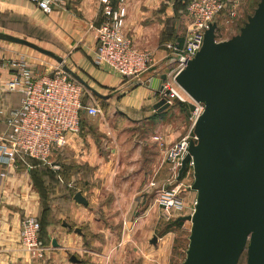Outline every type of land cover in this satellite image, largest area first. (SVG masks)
I'll return each instance as SVG.
<instances>
[{
  "label": "crops",
  "instance_id": "crops-1",
  "mask_svg": "<svg viewBox=\"0 0 264 264\" xmlns=\"http://www.w3.org/2000/svg\"><path fill=\"white\" fill-rule=\"evenodd\" d=\"M177 1L111 0L113 8H125L124 35L136 48L152 52L160 61L158 67L139 77L121 79L94 63V28L104 21L100 0H61L51 15L25 0H0V31L24 35L11 29L9 25L14 23L47 30L67 67L98 93L110 96L100 100L108 120L103 115L83 114L80 132L68 139L59 155L51 157L49 166L0 165V264H170L174 233L167 228L169 220L188 216L196 193L191 184L186 191L181 189L185 180L181 179L184 210L166 214L156 197L157 189L171 176L170 166L162 161L154 136L142 134L145 139L130 141L126 129L147 128L155 119L163 122L177 104L150 118L158 101L150 81L169 74L172 65L167 62L171 55L167 46L180 48L185 38V16L180 23L175 20ZM0 47L9 57L22 53L32 61L40 58L20 45L0 41ZM19 102L16 94L0 95V108L17 107ZM115 117L123 121L113 120ZM184 125L181 120L163 124L159 130L164 142L178 140L185 132ZM190 172L185 173L186 178ZM3 173L6 176L1 178ZM76 193L86 205L73 199ZM27 216L40 223L48 220L44 238L50 249L42 259L30 261L20 249V222ZM52 240L57 247L51 246Z\"/></svg>",
  "mask_w": 264,
  "mask_h": 264
},
{
  "label": "water",
  "instance_id": "water-1",
  "mask_svg": "<svg viewBox=\"0 0 264 264\" xmlns=\"http://www.w3.org/2000/svg\"><path fill=\"white\" fill-rule=\"evenodd\" d=\"M215 30L211 24L200 51L175 77L178 87L204 106L193 126L196 140L189 143L178 174L180 180L191 166L190 189L196 193L193 213L176 219L191 224L183 264H238L243 255L245 264H264V0L238 35L217 42ZM0 41L52 58L93 97L110 98L53 52L1 31ZM165 79L163 74L151 80L150 88L161 92ZM170 108L159 99L150 118ZM73 199L87 204L80 193ZM51 246L57 247L55 240Z\"/></svg>",
  "mask_w": 264,
  "mask_h": 264
},
{
  "label": "built area",
  "instance_id": "built-area-1",
  "mask_svg": "<svg viewBox=\"0 0 264 264\" xmlns=\"http://www.w3.org/2000/svg\"><path fill=\"white\" fill-rule=\"evenodd\" d=\"M45 15H51L61 0H25ZM104 21L94 28V63L121 79L136 78L158 67L159 62L150 51L140 50L124 35L125 8L111 6V0H100ZM241 0H187L185 8V38L180 48L167 46L171 55L165 57L173 68L162 83L157 98L169 104H190L192 126L188 134L166 144L161 135L153 137L170 166L171 176L157 189L156 203L168 214L182 213L184 201L180 196L178 179L181 162L187 154L189 143L195 142L193 126L203 113L204 106L194 103L175 83V77L200 51L204 34L211 24L236 18ZM218 42V41H217ZM0 47V95L16 94L20 97L17 107L0 108V165L10 168L17 163L29 167V161L50 164L55 152L63 149L68 139L80 132L81 117L100 114L92 97L83 103L85 89L64 73L59 64L45 62L42 58L29 60L18 53L9 57ZM43 68L42 70L40 67ZM6 174H1L4 178ZM195 201L193 203L194 211ZM190 214V215H191ZM19 245L31 260L42 259L50 249L40 240V223L35 217H24L20 222ZM8 264H30L10 262Z\"/></svg>",
  "mask_w": 264,
  "mask_h": 264
},
{
  "label": "rangeland",
  "instance_id": "rangeland-1",
  "mask_svg": "<svg viewBox=\"0 0 264 264\" xmlns=\"http://www.w3.org/2000/svg\"><path fill=\"white\" fill-rule=\"evenodd\" d=\"M258 3H259V0H241L240 8L237 11L236 18H234L233 20H231L227 23L225 21L219 23V30L217 33V41L218 42L226 41V40H229L231 37L238 35L240 32V29L247 22V18L253 15L254 10L256 9ZM185 6H186V0H178L176 2L174 12H175V16L178 19H175V20L179 21V23L181 21L180 18L182 16H185ZM3 26H7V25H3ZM9 26L11 27V29H18V30H21L22 32L25 33L22 36L21 35H14V34H10V35L23 37V38L27 39L28 41L36 44L37 46H39L43 49L49 50V51L53 52L54 54H56L57 56H59L58 53L56 52L57 51L56 46H53L55 43L54 42L55 38L54 37L52 38L51 34H49L47 30L36 28V27H31V26L18 25L16 23L11 24ZM1 32H3V31H1ZM34 53H37V52H34ZM37 57H40L45 62H49L53 65L57 64L52 58L46 57L44 55H40L37 53ZM171 68H173V66ZM40 69L42 70L43 68L40 67ZM167 78L169 81H171L169 75H167ZM85 97H92L93 100L96 101L97 108L100 110L99 115L100 116L103 115L102 117L105 120H108V115H107L105 104L103 102H101L100 99L93 97L87 91H85ZM191 111L192 110H190V114L187 111L185 113L182 111L180 112V106L178 104H176L174 107L171 108V110H169L168 113H166L167 115L165 118H163L164 119L163 122H160V119H155L152 121V123H150L151 125L148 126L147 128L144 127L143 129L137 130L136 128L131 127V128H128V130L126 129V132L128 133V138L130 139V141H132V140L139 141V140H141L140 138H142V137L145 139V136L142 134H147L148 138L150 136H157V135L162 136V134L160 132L161 130H159V129H160V127L163 126V124H168V125L171 124L172 125L176 121H180V120L182 123L184 122V124H185L184 125L185 126V130H184L185 132L182 135V136H184V135L188 134L189 131L191 130V126H192ZM118 119H120V121L122 120L121 118H116L113 120L116 121ZM163 127H165V126H163ZM155 147L157 148L158 152L160 153L162 161L167 164V162L163 159L162 150L157 143H155ZM61 152L62 151L55 152L53 157L59 155ZM52 159L53 158H51L50 162L52 161ZM49 165L50 164H47V166H49ZM187 170L188 171L190 170L191 172H190V175L186 178L184 173H186ZM187 170L183 173L182 178H181V179H185L183 181L184 182L183 187L181 188V189H184L185 191L187 190L186 187L188 186V184H192V182H193V173H192L191 166H188ZM182 197H184V196H182ZM192 209H193V206L191 207V209H189L188 215L191 214ZM172 222H173L172 218H170L169 228L171 231H173L174 238H173V242H172V248H171V253L169 256L170 257L169 261H170V264H174L175 262L177 264H183V261L185 259V253H186L188 243H189L188 238H189V234H190L189 230H190L191 224H190V222H187V221L181 222L182 228L180 227L179 229H177V227L175 225H173ZM175 260H178V261H175ZM238 264H245V255H243L240 258Z\"/></svg>",
  "mask_w": 264,
  "mask_h": 264
},
{
  "label": "trees",
  "instance_id": "trees-1",
  "mask_svg": "<svg viewBox=\"0 0 264 264\" xmlns=\"http://www.w3.org/2000/svg\"><path fill=\"white\" fill-rule=\"evenodd\" d=\"M186 5H187V0H186ZM185 8H186V6H185ZM19 96V95H18ZM88 101H89V97H85L84 96V98H83V103H88ZM177 104H179V106L182 108V110L184 111V112H190V110H192V106L190 105V104H181V103H177ZM29 163H39L38 161H34V160H30L29 161ZM40 164V163H39ZM188 171V170H187ZM186 171V172H187ZM185 174V173H184ZM39 223H40V221H39ZM47 224H48V220H46V222H45V220L43 219L42 221H41V223H40V240L42 241V243L45 245L46 244V242H45V227H47ZM172 224L173 225H175L176 227H177V229H179L181 226H182V224H181V222H172ZM170 226V225H169ZM169 226L167 227L168 229H170L169 228Z\"/></svg>",
  "mask_w": 264,
  "mask_h": 264
}]
</instances>
